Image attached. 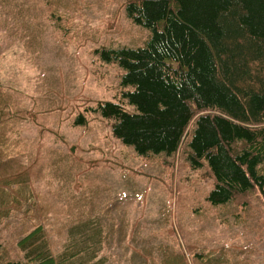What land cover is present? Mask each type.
Segmentation results:
<instances>
[{
    "label": "rangeland",
    "instance_id": "374dc122",
    "mask_svg": "<svg viewBox=\"0 0 264 264\" xmlns=\"http://www.w3.org/2000/svg\"><path fill=\"white\" fill-rule=\"evenodd\" d=\"M132 1L0 0V81L27 110L13 139L31 156L37 208L62 220L94 215L119 229L107 264H162L164 251L180 249L190 264L198 252L211 263L264 264V190L215 207L206 200L215 179L207 167L192 169L187 141L171 158H143L90 111L118 95L122 73L96 49L139 47L150 36L128 18ZM79 115L86 126L75 124Z\"/></svg>",
    "mask_w": 264,
    "mask_h": 264
},
{
    "label": "trees",
    "instance_id": "16d2710c",
    "mask_svg": "<svg viewBox=\"0 0 264 264\" xmlns=\"http://www.w3.org/2000/svg\"><path fill=\"white\" fill-rule=\"evenodd\" d=\"M126 13L150 36L139 47L96 49L122 73L118 95L90 111L143 158H171L187 141L192 169L207 167L215 179L206 197L215 207L264 190V0H136ZM22 105L0 81V264H107L119 229L94 215L62 220L37 208L31 156L13 139L27 120ZM186 251H164L162 264H190ZM192 258L218 264L205 252Z\"/></svg>",
    "mask_w": 264,
    "mask_h": 264
}]
</instances>
